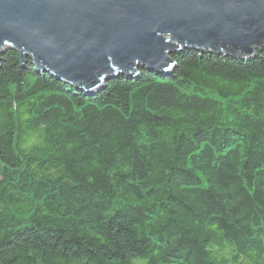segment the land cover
<instances>
[{"label":"trees","instance_id":"1","mask_svg":"<svg viewBox=\"0 0 264 264\" xmlns=\"http://www.w3.org/2000/svg\"><path fill=\"white\" fill-rule=\"evenodd\" d=\"M177 49L93 95L0 53V264H264V48Z\"/></svg>","mask_w":264,"mask_h":264},{"label":"water","instance_id":"2","mask_svg":"<svg viewBox=\"0 0 264 264\" xmlns=\"http://www.w3.org/2000/svg\"><path fill=\"white\" fill-rule=\"evenodd\" d=\"M184 44L254 55L264 0H0V53L14 49L87 95L139 66L168 71Z\"/></svg>","mask_w":264,"mask_h":264}]
</instances>
